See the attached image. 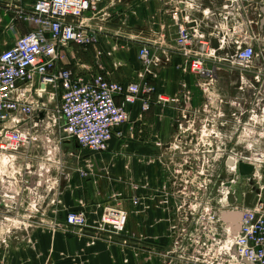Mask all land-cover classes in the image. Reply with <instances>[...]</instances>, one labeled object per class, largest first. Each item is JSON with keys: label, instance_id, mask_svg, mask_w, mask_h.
<instances>
[{"label": "built area", "instance_id": "obj_1", "mask_svg": "<svg viewBox=\"0 0 264 264\" xmlns=\"http://www.w3.org/2000/svg\"><path fill=\"white\" fill-rule=\"evenodd\" d=\"M196 1L166 0L167 15L176 27L174 50L184 59L183 71L197 79L202 98L198 107H193L188 93L180 102L157 92L152 84L157 77L150 68L157 67L159 60L152 56L150 46L138 51L143 67L138 82L115 83L97 73L80 77L70 68V61L76 65L78 60L66 50L86 51L97 43L84 22H90L86 15L100 13L103 0H36L29 11L16 10L14 19L30 29L0 51V245L6 246L12 231L26 226L19 200L23 198L29 219L43 187L55 184L49 176L53 168L62 167L58 142L67 140L89 153H104L112 139L123 138L129 108L136 103L143 112L151 105L181 103L182 129L169 146L178 158L172 175L179 177L176 236L169 254L180 264H231L234 253L242 263L264 264V105L256 98L251 116L237 121L241 102L215 91V72L208 68L227 46L232 51L222 60L229 67L238 72L251 68L256 53L241 19L243 0H207L212 7L203 9L199 20L190 16L198 8ZM259 78L257 74L253 83L259 84ZM236 85L244 95L247 81L238 80ZM45 95L58 104L49 107ZM227 109L237 125L229 132L225 131ZM52 130L66 137L54 142ZM36 146L43 150L40 158L30 154ZM239 163L253 168L247 187L251 182L248 188L258 190L249 208L236 204L227 187L238 183ZM132 203L140 206L137 198ZM225 212L241 214L240 230L233 238L220 219ZM127 223L123 209L105 206L96 231L119 237L125 234ZM64 224L81 230L87 220L82 212L72 210L66 213Z\"/></svg>", "mask_w": 264, "mask_h": 264}, {"label": "crops", "instance_id": "obj_2", "mask_svg": "<svg viewBox=\"0 0 264 264\" xmlns=\"http://www.w3.org/2000/svg\"><path fill=\"white\" fill-rule=\"evenodd\" d=\"M35 1L0 0V51L10 48L30 29L27 24L17 22L14 14L18 8L29 11ZM242 5L241 19L247 24L250 45L256 53L251 68L238 72L229 67L222 60L232 51L227 46L217 52L219 60L209 62V69L215 72V91L227 100L241 102L237 121L245 122L256 98L264 105V0H243ZM202 6L212 7L207 0ZM168 8L166 0H103L100 11L109 17L98 22L97 17L88 14L85 19L90 22H84L98 44L88 52L81 51L80 57L74 47L66 50L67 55L77 58L88 70L99 71L109 81L127 84L139 81L143 67L137 54L141 46H150L152 56L159 60L157 67L150 68L157 77L152 81L157 92L180 102L188 93L193 107H198L202 98L196 87L197 79L183 71L184 59L174 50L176 29L167 15ZM190 16L201 19L199 14ZM212 45L216 47L217 42ZM96 50L104 54L112 51L113 61L121 65L120 69L112 70L111 60L105 56L101 60L105 70L94 67ZM69 64L72 68L71 61ZM257 74L259 84L253 83ZM238 80L247 81L244 95L236 88ZM43 100L52 108L58 104V100L51 101L48 95ZM180 104L151 105L149 111L143 112L140 103H136L129 108L123 138L112 139L108 151L100 154L84 151L67 140L58 142L61 133L52 130L62 167L53 168L49 177L55 184L49 189L43 187L36 212L29 219L23 198L19 200L23 210L20 212L24 213L21 221L26 226L12 231L6 246L0 245V264H180L169 254L176 236L175 211L179 202L176 195L179 177L172 175L178 158L169 146L182 129ZM230 115L231 110L227 109V132L237 126ZM233 143L234 140L229 146ZM39 146L30 152L33 157L42 156ZM135 198L140 200L139 207L132 203ZM262 202L264 206V195ZM105 206L127 213L125 234L117 237L96 231ZM72 210L85 215L84 229L65 226L66 213ZM232 255L231 264H244L235 253Z\"/></svg>", "mask_w": 264, "mask_h": 264}, {"label": "water", "instance_id": "obj_3", "mask_svg": "<svg viewBox=\"0 0 264 264\" xmlns=\"http://www.w3.org/2000/svg\"><path fill=\"white\" fill-rule=\"evenodd\" d=\"M253 2L256 0H252ZM264 12V10H263ZM209 68V66H208ZM42 117V116H40ZM66 135L64 133L60 134V138L64 139ZM228 165H232V162H228ZM236 173L239 176L238 183L234 186H227L231 189L233 192V198L235 199L236 204L238 205H244L245 207H251L252 199L254 195L258 194V190L255 188L249 189L248 187H251L252 183H248L247 187V179H251V175L253 173V168L250 165L239 163L236 166ZM246 191V194L243 198V193ZM233 200V199H232ZM220 219L223 223H227V227L231 230V238L235 237L237 233L240 230V219L241 214L239 212H225L221 214ZM244 264H249L248 262H245Z\"/></svg>", "mask_w": 264, "mask_h": 264}, {"label": "rangeland", "instance_id": "obj_4", "mask_svg": "<svg viewBox=\"0 0 264 264\" xmlns=\"http://www.w3.org/2000/svg\"><path fill=\"white\" fill-rule=\"evenodd\" d=\"M35 1V0H34ZM204 1H206V0H197L196 1V5H197V7L198 8H196V9H194V10H192L191 12H192V14H201L202 13V11H203V9H205L206 7H203L202 6V3L204 2ZM216 6H217V4H216ZM212 9V8H211ZM92 17H94V16H92ZM97 17V19H98V22H104L109 16H107L105 13H102L101 11H100V13L98 14V15H96L94 18H96ZM174 24V23H173ZM176 28V27H175ZM96 44H98V43H96ZM95 44V45H96ZM94 45V46H95ZM76 50H75V54L78 56V57H80L81 56V54L83 53V52H88V49L86 50V51H84V50H77L78 48H76V47H74ZM81 51H83V52H81ZM85 54H87V53H85ZM75 55V56H76ZM107 57L109 60H111V67H112V70H114V71H117V70H119L120 69V67H121V65L118 63V62H114L113 61V53H112V51L111 52H108V53H103V52H101L100 50H96L95 51V54H94V58H95V63H94V67H97V69L99 70L100 68L102 69V70H105L104 68H103V65H102V63H101V60H102V58L103 57ZM99 61V63H97ZM78 64H76V65H72V68L74 69V71L80 76V77H83V76H87V77H89V76H92V75H94V74H100L101 76H103L104 78H107L105 75H103V74H101V73H99V71L97 72H95V71H93L92 69L91 70H89L88 72H86V70L84 69V65L81 63L80 64V62L78 61L77 62ZM71 68V69H72ZM72 69V70H73ZM86 77V78H87ZM11 171H9L8 173H10ZM2 230H0V236L2 235L1 232Z\"/></svg>", "mask_w": 264, "mask_h": 264}]
</instances>
